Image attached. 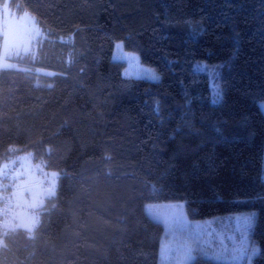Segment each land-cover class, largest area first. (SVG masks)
Listing matches in <instances>:
<instances>
[{
    "label": "trees",
    "instance_id": "1",
    "mask_svg": "<svg viewBox=\"0 0 264 264\" xmlns=\"http://www.w3.org/2000/svg\"><path fill=\"white\" fill-rule=\"evenodd\" d=\"M2 4L40 36L0 68V177L27 157L57 186L31 230L2 224L0 264H159L146 203H182L190 222L253 210L264 264V0ZM117 41L160 81L123 76Z\"/></svg>",
    "mask_w": 264,
    "mask_h": 264
},
{
    "label": "rangeland",
    "instance_id": "2",
    "mask_svg": "<svg viewBox=\"0 0 264 264\" xmlns=\"http://www.w3.org/2000/svg\"><path fill=\"white\" fill-rule=\"evenodd\" d=\"M39 36L40 30L28 14L16 16L10 12L5 4L0 5V68L14 67L10 60L32 52ZM124 52L138 57L137 54L124 50L121 41L114 43L111 57L115 61H123L125 63L122 75L149 80L145 78L143 71V68L147 66L141 64L139 58L125 59ZM194 69L204 71L207 74L210 90L209 101L211 104L216 105L219 101L220 91L215 77V69L208 66L205 67L204 63L196 64ZM36 72L50 74L43 70H37ZM214 92L216 95H214ZM262 105L264 103L260 104V108L264 113ZM39 164V162L30 163L25 157L24 160H21L20 165L15 168L14 175L22 177L20 179L21 184L18 183L19 186L25 184L27 187L23 194L25 198L19 197L14 201L13 208H16L14 211L15 217L10 215L4 219L5 228L11 223L17 222V227L31 230L38 220L36 214H34L35 212L31 214L27 209L39 208L38 206L43 201L42 193L47 197L55 194L57 180L50 178L48 181H40L47 175ZM13 184L15 185L16 182ZM12 196H10V214L13 213ZM144 212L151 220L160 223L165 229L169 228L164 232V236L160 240L162 245L159 254V264H186L194 253H200L208 257L206 251L215 253L221 248L231 249L233 240L230 237H235L237 243L241 239L240 233L235 228V217L254 211L230 213L194 222L187 220L183 204L180 206L171 203H146ZM34 216L35 221L32 219ZM230 218L231 223L229 222ZM227 255L230 257V252ZM221 262L225 263L223 260ZM240 264H247V258L245 257Z\"/></svg>",
    "mask_w": 264,
    "mask_h": 264
},
{
    "label": "snow or ice",
    "instance_id": "3",
    "mask_svg": "<svg viewBox=\"0 0 264 264\" xmlns=\"http://www.w3.org/2000/svg\"><path fill=\"white\" fill-rule=\"evenodd\" d=\"M123 55L125 59H138V57H135L134 54H128L124 52ZM205 67L207 66L205 65ZM218 67H223V65H219ZM143 71L145 73V78L153 82L160 81V75L154 68L147 66L143 68ZM214 95H216L215 92ZM261 107H264V105H262ZM256 215L257 214L255 212H250L236 216L234 222L236 230L241 235L240 241L237 243L235 237H230L233 240V246L231 249L221 248L215 253H208L206 251V255H208L209 258L215 259L217 261L223 260L225 264H240V262L243 261L246 257L247 264H252L253 257L258 255L260 252L258 246H256L254 243L249 242V231L254 226ZM229 222H232L231 218ZM228 252H230V257L227 255Z\"/></svg>",
    "mask_w": 264,
    "mask_h": 264
},
{
    "label": "crops",
    "instance_id": "4",
    "mask_svg": "<svg viewBox=\"0 0 264 264\" xmlns=\"http://www.w3.org/2000/svg\"><path fill=\"white\" fill-rule=\"evenodd\" d=\"M28 162H29V160H27ZM12 170H15V169H12ZM16 175V174H15ZM55 177H56V175L55 174H52V175H49V176H45L44 178H42L40 181H42L43 182V180L44 181H48L50 178H53V179H55ZM22 177L21 176H16V184L14 185V187H15V189H16V192L14 193V195L12 196V208H13V204H14V201L15 200H17V198H19V197H22V198H25V196H23V194L25 193V190H26V185L25 184H22V185H20L19 186V184H21L20 183V179H21ZM39 181V182H40ZM19 183V184H18ZM42 195V199H44L46 196H44V194L42 193L41 194ZM45 195H47V194H45ZM44 197V198H43ZM43 202V201H42ZM171 204H177V205H182V203H171ZM40 205H42V204H40ZM40 205L38 206V207H40ZM22 208H23V206H22ZM36 209H38L37 207L36 208H33V209H27L28 211H30V213L32 214L33 212H35V210ZM16 210V208H13V213L12 214H10L9 213V215L8 216H10V215H12L13 217H15L14 216V211ZM34 214H36V212L34 213ZM7 216V217H8ZM37 216V215H36ZM6 217V218H7ZM35 216L34 217H32V219H33V221H35ZM37 218V217H36ZM5 222H4V224H3V226H2V229H5V230H8V229H12V228H16L17 226L16 225H18L17 224V222H13V223H11V225H9L8 227H6L5 228ZM20 228H22V227H20ZM25 229V228H24ZM167 229H169V228H167ZM167 229H165L164 228V232L167 230ZM161 245H162V243L159 245V252H158V260H159V254H160V249H161ZM192 259H193V256H191L190 258H189V260H188V262L186 263V264H189L191 261H192Z\"/></svg>",
    "mask_w": 264,
    "mask_h": 264
},
{
    "label": "built area",
    "instance_id": "5",
    "mask_svg": "<svg viewBox=\"0 0 264 264\" xmlns=\"http://www.w3.org/2000/svg\"><path fill=\"white\" fill-rule=\"evenodd\" d=\"M15 181L16 176L12 173L6 174L5 177H0V227L3 224V213L10 202V196L16 192L13 184Z\"/></svg>",
    "mask_w": 264,
    "mask_h": 264
},
{
    "label": "bare ground",
    "instance_id": "6",
    "mask_svg": "<svg viewBox=\"0 0 264 264\" xmlns=\"http://www.w3.org/2000/svg\"><path fill=\"white\" fill-rule=\"evenodd\" d=\"M1 192V191H0ZM7 209H8V205H7V207H6V209H5V211H4V213H3V218H4V216L7 214ZM4 220V219H3Z\"/></svg>",
    "mask_w": 264,
    "mask_h": 264
}]
</instances>
